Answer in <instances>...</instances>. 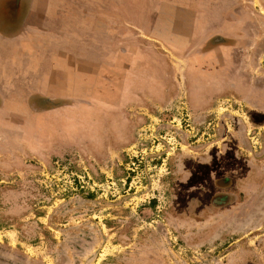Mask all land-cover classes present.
Wrapping results in <instances>:
<instances>
[{"label": "rangeland", "instance_id": "1", "mask_svg": "<svg viewBox=\"0 0 264 264\" xmlns=\"http://www.w3.org/2000/svg\"><path fill=\"white\" fill-rule=\"evenodd\" d=\"M69 1L108 14V36L92 43L79 17L77 73L46 91L68 106L53 125L31 112L29 127L15 119L0 131V264H264V105L249 92L235 100L234 67L214 68L220 57L185 50L189 19L160 29L135 23L139 0ZM202 1L212 16L226 3ZM252 2L264 16V0ZM201 23L225 28L204 14ZM156 30L170 43L151 38Z\"/></svg>", "mask_w": 264, "mask_h": 264}, {"label": "crops", "instance_id": "2", "mask_svg": "<svg viewBox=\"0 0 264 264\" xmlns=\"http://www.w3.org/2000/svg\"><path fill=\"white\" fill-rule=\"evenodd\" d=\"M139 1L144 2V6L140 4L141 10L137 6L129 7V12L134 14L135 23L141 20L146 26H158L162 29L160 26L184 25V21L189 19L190 24L188 23V25H192L194 28L190 45L184 47L185 50H188L189 47L192 48L191 45L201 46V56L205 58L204 60L215 58V56L220 57V61H215L213 64L214 68L218 66L224 69L228 66L234 67L231 72L233 73L231 79L234 83L230 88L235 92V100H245L242 97L249 92L250 96L248 97L253 103L264 105V81L262 80L260 85L253 83V77L256 80L264 78V16L254 11V2L226 0L220 13L215 12L212 16L207 14L205 6H201L202 0ZM22 2L23 0L21 3L19 0H10L4 5L0 4V129L13 128L11 124L15 120V115H19L16 114L17 112L15 113V108L21 110L23 118H20V122L25 118L27 127H29L28 96L32 92H38L44 96L56 98L58 95L48 94L46 91L59 88L63 72L70 74L69 81L72 82V72H74L71 71L72 63L75 65L74 68L77 66V63L74 62L77 57L75 55L77 38L75 36L78 35L79 17L89 22L92 30V43L99 42L98 38H95L97 34L108 36L109 24L102 20L109 21L111 19L106 17L108 14L95 13L94 9L98 8L91 5L92 3H86L85 13L79 14V11H84V9L83 7L79 8L74 1L29 0L27 11L24 2ZM132 3L134 4L133 1ZM105 5L108 10L111 8L108 2ZM122 5L125 9L126 5L123 2ZM122 5L120 7L119 4L117 10H122ZM261 8L264 9V6ZM20 10H25V13L20 24L17 23L16 31H7V28L11 29L15 24V18ZM3 12L4 14H2ZM203 14L206 21L217 23V26L219 23L225 28L223 30L209 29L206 33L202 32L201 30L205 31L201 23ZM96 17H101V19L95 20ZM113 20V24L119 27V39H121L122 28L125 29V20L123 22L121 17ZM160 31L156 30L154 34L150 33L149 35L162 45L170 43L169 38L163 36L167 32ZM212 38L217 39L216 43L202 51ZM104 45L107 53L105 56L102 54L101 57L109 60L111 43L107 40L102 43V46ZM72 52L75 53L72 54ZM148 56L152 58L153 51ZM248 65L251 66V69L249 67L245 70L241 69ZM255 66H259L258 70L255 69ZM76 75L74 74L75 81Z\"/></svg>", "mask_w": 264, "mask_h": 264}, {"label": "flooded vegetation", "instance_id": "3", "mask_svg": "<svg viewBox=\"0 0 264 264\" xmlns=\"http://www.w3.org/2000/svg\"><path fill=\"white\" fill-rule=\"evenodd\" d=\"M204 47L207 48V45H205ZM155 67H157V66H155ZM32 93L27 98L28 99L27 107L29 108L30 117H31V112H32V116H33L32 119L36 120L37 122H39L38 124H40V121L48 119V121L50 123L49 125H53V122L55 123L56 122V118H58V117H56L57 114H54V113L52 114L50 112L55 111V110H59L60 107L68 106V104L56 105V103H58V101L60 99L44 96V95H42V94H40L38 92H32ZM18 113H20V114L18 116L17 115H15V116L19 117V118L15 117V119H19L20 120V118H23L21 116V110ZM18 113H16V114H18ZM23 116L25 117V114ZM30 117H29V120H30ZM15 121H18V120H14V122ZM23 121H27V120L24 118ZM14 122H12V125H11L12 127H13V123ZM23 126L24 125L21 124V126H20L21 129L24 128ZM51 128H53V127H51ZM12 129L13 128H1L0 131H3V130L12 131ZM0 137L6 138V134L1 133ZM21 137L24 138L25 135H22ZM226 197H227L226 194H224V195L221 194L218 197L215 196L214 197V201H216L218 198H219L220 201H221V199L225 200ZM217 207H221V206L219 205ZM210 231H211L210 229L207 230L208 233Z\"/></svg>", "mask_w": 264, "mask_h": 264}]
</instances>
